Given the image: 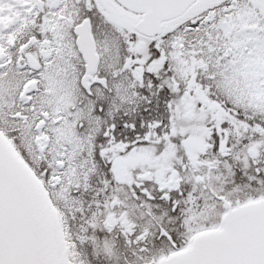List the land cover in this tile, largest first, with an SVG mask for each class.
Returning a JSON list of instances; mask_svg holds the SVG:
<instances>
[{"label":"snow or ice","instance_id":"snow-or-ice-1","mask_svg":"<svg viewBox=\"0 0 264 264\" xmlns=\"http://www.w3.org/2000/svg\"><path fill=\"white\" fill-rule=\"evenodd\" d=\"M0 264H264V0H0Z\"/></svg>","mask_w":264,"mask_h":264}]
</instances>
